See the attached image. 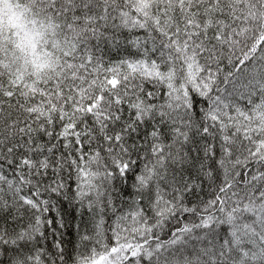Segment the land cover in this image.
<instances>
[{
	"label": "snow or ice",
	"instance_id": "snow-or-ice-1",
	"mask_svg": "<svg viewBox=\"0 0 264 264\" xmlns=\"http://www.w3.org/2000/svg\"><path fill=\"white\" fill-rule=\"evenodd\" d=\"M0 264H264V0H0Z\"/></svg>",
	"mask_w": 264,
	"mask_h": 264
},
{
	"label": "trees",
	"instance_id": "trees-1",
	"mask_svg": "<svg viewBox=\"0 0 264 264\" xmlns=\"http://www.w3.org/2000/svg\"><path fill=\"white\" fill-rule=\"evenodd\" d=\"M15 20L13 17H9L7 14H5V17L2 21L3 27L7 28L9 26V24H14Z\"/></svg>",
	"mask_w": 264,
	"mask_h": 264
}]
</instances>
